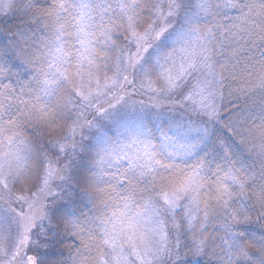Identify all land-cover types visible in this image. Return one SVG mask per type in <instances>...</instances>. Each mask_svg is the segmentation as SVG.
Wrapping results in <instances>:
<instances>
[{
    "label": "snow or ice",
    "instance_id": "1",
    "mask_svg": "<svg viewBox=\"0 0 264 264\" xmlns=\"http://www.w3.org/2000/svg\"><path fill=\"white\" fill-rule=\"evenodd\" d=\"M26 24L3 54L31 81L0 67V264H177L182 237L264 264V0H54ZM143 88L184 112L172 135L109 136Z\"/></svg>",
    "mask_w": 264,
    "mask_h": 264
},
{
    "label": "trees",
    "instance_id": "2",
    "mask_svg": "<svg viewBox=\"0 0 264 264\" xmlns=\"http://www.w3.org/2000/svg\"><path fill=\"white\" fill-rule=\"evenodd\" d=\"M53 2L54 0H31L32 8H27L25 6L0 19V31H2L4 28L8 29V31H5L2 35H0V67L6 68V74L10 77V79L6 80L5 83H8L11 86L17 88V90H19L20 83L27 85L28 82L31 81L32 75L31 73L26 72L23 67H21L14 55L9 54L8 56H4L3 49L6 45L10 47L7 37L11 36V32L13 30H16L17 27L26 29L27 36L31 37L33 31H35V26H28L26 24V21L31 17L32 11L34 9H46ZM69 3H72V0H69ZM40 39L47 40L48 36L40 34L39 39H37L35 42L39 44ZM223 58L224 57L218 54L213 57L215 66L217 68H219L218 62ZM29 131H31V129H29ZM249 163H251V161H249ZM81 206L83 207V205ZM84 211L88 212V208H84ZM238 230L243 231L245 237L257 235L260 231L254 217L251 223L239 225ZM207 233L216 236L217 243H220V237L224 235L220 222L215 220H209L207 225ZM71 242L72 241L70 237L65 238V243L71 244ZM197 242L198 239L194 241L191 237L181 238L179 254L173 257L177 264H220L219 260H217L216 257L211 256V254H209L208 256L202 254L193 255L191 252H189V248H192L193 251L195 250V244ZM246 243L251 242L246 240ZM249 250L254 251V248H251ZM43 253L51 255V253H49L47 249ZM65 256H67V253H65ZM168 264H171V261H169Z\"/></svg>",
    "mask_w": 264,
    "mask_h": 264
},
{
    "label": "rangeland",
    "instance_id": "3",
    "mask_svg": "<svg viewBox=\"0 0 264 264\" xmlns=\"http://www.w3.org/2000/svg\"><path fill=\"white\" fill-rule=\"evenodd\" d=\"M77 2L78 0H72L73 4ZM155 2L159 3L161 0H155ZM122 31L121 29L115 32L114 35L120 37ZM168 51H171V49H168ZM189 80L195 83L194 78L189 77ZM153 87L158 89L159 85L154 83ZM128 91L131 92L133 89L129 88ZM150 96L155 97L156 94L147 92L146 88L140 89L136 95L132 96L127 105L120 111L119 124L116 126L109 125L108 127L111 130L108 131L107 134L115 138L118 131H123L125 128L131 129L140 127L144 134L152 139L154 138L153 141L156 143L160 141L162 133H167L171 136L172 133L169 132L170 121L184 117V112L180 107L175 106L173 102H166L162 106L157 105L154 99H149ZM17 195H19V193H17ZM0 207L6 206L0 205ZM41 251L44 252L46 249L42 248ZM32 254L33 253H29V255ZM164 259L167 260V257L165 256Z\"/></svg>",
    "mask_w": 264,
    "mask_h": 264
}]
</instances>
